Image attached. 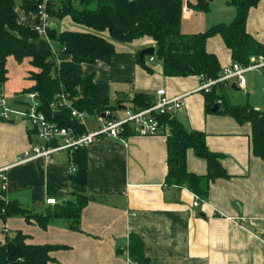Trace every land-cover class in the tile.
I'll list each match as a JSON object with an SVG mask.
<instances>
[{"label":"crops","instance_id":"1","mask_svg":"<svg viewBox=\"0 0 264 264\" xmlns=\"http://www.w3.org/2000/svg\"><path fill=\"white\" fill-rule=\"evenodd\" d=\"M16 12L20 24L36 26L43 22L39 13L26 14L17 7ZM234 16L235 11L230 13L229 22ZM65 19L59 22L61 30L70 21ZM50 26L55 27L51 23ZM246 30L264 45L262 2L249 10ZM41 39L44 38L35 44L52 51V41L48 39L46 44ZM113 44L111 64H84L83 75L92 74L95 83L114 86V98L119 93L129 97L137 91L155 97L159 89H164L169 97L183 96V109L175 117L187 128L205 134L208 150L223 155L221 165L229 178L212 183L207 199L194 207L192 192L165 185L166 136H139L135 132L126 138V144L103 138L86 148V194L94 199L81 212L79 230H70L64 220H53L42 230L21 217H13L0 221V241L5 238L3 231L9 237L20 231L29 236L30 244L66 246L51 253L49 264H127L125 253L118 250L127 247L130 235L143 241L149 264H264V161L250 152L251 125L238 124L229 116L205 113L203 95L197 91L199 77H164L161 62H150L148 56L144 60L152 72H146L136 60L140 51L155 49L151 39ZM206 50L217 57L221 68L232 63L231 53L220 36L209 38ZM57 56L58 61L68 59ZM259 71L249 72L244 89L235 91L245 93L256 87L262 91L264 71L256 73ZM5 85L3 93L11 99L10 108L24 110L27 100L12 97ZM260 101L249 105L264 111ZM120 106V114L115 116L121 118L127 107ZM37 143L29 122L20 118L0 121V170L7 168L6 199L43 213L52 205L47 200L59 203L72 198L71 169L67 152L54 155L50 164L40 159L18 163L19 156ZM186 167L197 175L206 173L205 161L192 150L187 151Z\"/></svg>","mask_w":264,"mask_h":264},{"label":"trees","instance_id":"2","mask_svg":"<svg viewBox=\"0 0 264 264\" xmlns=\"http://www.w3.org/2000/svg\"><path fill=\"white\" fill-rule=\"evenodd\" d=\"M184 0H49L45 12L49 20L61 22L69 18L84 31L58 30L46 27L48 38L56 42L55 52L35 44L42 38L35 26L20 24L16 7L24 13H39L37 6L43 0H0V89L7 82V59L12 56L17 61L28 59L31 86L23 93L38 94L39 110L60 127L77 126L74 119H53L50 105L58 95H65L70 106L89 116H97L110 110L115 113L123 103L130 108L145 109L154 102V96L146 92H134L131 96L117 94L114 100L106 84H97L93 75H83L84 64L103 62L111 64L115 54V43H131L142 38L154 42L155 54L143 55L137 63L148 73L152 69L145 64V56L153 57L162 65L164 77L186 78L203 76L205 80H215L220 76L221 66L217 57L207 52V40L220 36L231 53L232 62L243 66L251 56L264 57V45L253 38L246 30L249 10L264 0H227L235 10L229 23H219L203 32L185 35L181 32L182 8ZM194 11L208 10L206 0L187 2ZM50 22V21H49ZM68 59L57 60V55ZM227 83L214 85L208 93L200 92L205 102V113L232 117L238 124L251 125L250 152L264 161V111L249 104L233 105L225 95ZM213 106H217L211 111ZM70 115L69 109L61 108ZM160 122L168 126L166 135V186L186 188L202 200L208 196L209 186L218 179L229 176L221 165L222 154L208 150L205 134L187 128L175 116H161ZM34 131V130H33ZM79 132L85 130L79 127ZM135 135L131 125H125L121 136ZM192 150L196 157L206 163V173L197 175L186 167L187 151ZM70 195L72 198L50 205L43 213L35 212L16 200H7L5 192L0 191V221L21 217L27 224L37 225L45 230L53 220H64L70 230H79L81 212L87 203L94 199L86 194L88 161L86 148H78L69 154ZM0 241V264H49L51 253L66 249L61 245H38L27 242L29 236L15 231L12 237L4 232ZM143 241L136 235L128 238L127 253L138 264H149L144 255ZM124 252V250H118Z\"/></svg>","mask_w":264,"mask_h":264},{"label":"built area","instance_id":"3","mask_svg":"<svg viewBox=\"0 0 264 264\" xmlns=\"http://www.w3.org/2000/svg\"><path fill=\"white\" fill-rule=\"evenodd\" d=\"M48 1L43 0V3L37 6L43 22L35 26L38 34L46 40L49 39L46 27H50L49 18L45 12V4ZM188 13L189 10L183 7L182 15ZM149 61H154L153 57H150ZM258 70L264 71L263 56L249 57L248 64L245 66L232 62L221 69L220 76L215 80H205L203 76H200L197 91L208 93L218 83H227V85L232 83L238 88L244 89L247 83L246 75L249 72ZM25 95L27 103L24 104V110L10 109L3 90L0 89V120L4 122L10 121L12 118L27 120L38 139L37 144L31 146L19 156L18 163L40 159L50 164L53 162L54 155L60 152L70 154L75 149L87 148L103 138L116 139L126 144V138L121 136V132L127 124L131 125L139 136H155L159 134L166 136L169 128L160 122V117L165 115L174 117L177 113L181 112L184 106L183 96L169 97L164 89H159L155 92L153 104L148 108H125L121 118L116 117L110 110L105 111L101 115L89 116L85 112L72 108L65 95H58L56 101L50 105L52 114L59 111L63 112L61 108L65 107L70 111L68 117L74 119L77 123L75 127L65 128L49 120L45 113L39 110L38 94L36 92H27ZM90 118L94 120L93 127H90L87 122ZM79 127L84 128L85 132L80 133ZM6 170L7 168L0 170V191L2 192L6 191ZM0 198L5 199V197ZM199 200L204 201L194 195V207L199 204ZM47 203L55 204V200L49 199ZM123 250L127 258V264H138L129 257L127 247Z\"/></svg>","mask_w":264,"mask_h":264},{"label":"rangeland","instance_id":"4","mask_svg":"<svg viewBox=\"0 0 264 264\" xmlns=\"http://www.w3.org/2000/svg\"><path fill=\"white\" fill-rule=\"evenodd\" d=\"M183 7H185L186 9L189 10L188 14H183V19L181 22V32L185 35H191V34H195L198 32H203L205 29L208 28L207 25H209V23H211L210 25H214V24H217L220 22L228 23L230 21V18H229L230 13L235 11L232 6L227 5V0H213V2L208 3V10L206 12L195 11L194 13H192V11L190 10V8L187 5V0L183 1ZM197 16H199V17H197ZM67 20L68 19L66 18L65 21H67ZM49 21L53 26H55L54 28L61 30V26H60L59 22H57L56 20H51V19ZM75 28L85 30L83 27L76 25V24L72 23L71 21H68V26H66L64 29H75ZM41 42L49 44V43H47L48 41L45 39H41ZM50 46L52 48V52L56 53V51L59 48L58 44L56 42L52 41V42H50ZM146 59H147V57H146ZM156 62L159 63L158 60H156ZM29 70H30V66L28 63V59H23L22 61H17L12 56H10L8 58V60H7V75H8L7 77H8V80L6 82L5 88L8 92H10L12 97L19 96V98H21L23 101L27 100V97H26L25 93L22 92V89L30 87L31 82L28 78ZM261 71H263V70H260L259 72H256V73L261 74L262 73ZM228 85L225 88V95H226L227 99L230 102H232V104H239V105L256 104L257 105L258 101L260 99L262 101H260L259 103H261L263 105V108H264V88L261 91V88L258 87V89H257V87H256V89L253 91H245V93H243L241 91L232 90L231 88H229ZM110 89H111V91H110L111 98L114 100V92L113 91H114L115 87L113 86ZM126 90H129V89H126ZM126 90H123V91H126ZM257 93L260 95H263V96L259 97V95ZM5 98H6V101L8 102L7 105L11 106V104H9L10 103L9 101L11 99L7 98V97H5ZM10 106H9V108H10ZM124 106L127 108H130L128 103H125ZM115 114L119 115L120 110H117L114 113V115ZM118 118H120V116H118ZM25 121H27V120H25ZM87 122L89 125L92 126L94 123V120L92 118H90L87 120ZM199 202H200V200H199Z\"/></svg>","mask_w":264,"mask_h":264},{"label":"water","instance_id":"5","mask_svg":"<svg viewBox=\"0 0 264 264\" xmlns=\"http://www.w3.org/2000/svg\"><path fill=\"white\" fill-rule=\"evenodd\" d=\"M206 1L211 2L212 0H206ZM154 54H155V49L153 47H150V48H146V49L140 51V53L138 54V57H139V59H141L143 55H154ZM232 89L239 90V88H237L235 86V84L232 85ZM120 107H122L123 109L125 108L124 106H120ZM216 107L217 106H213L211 108V111H214L216 109ZM57 118H64L66 120H69V117L61 111L53 113V119H57Z\"/></svg>","mask_w":264,"mask_h":264}]
</instances>
